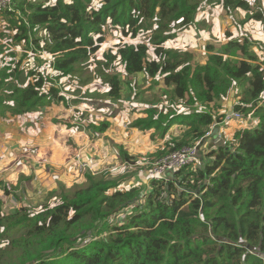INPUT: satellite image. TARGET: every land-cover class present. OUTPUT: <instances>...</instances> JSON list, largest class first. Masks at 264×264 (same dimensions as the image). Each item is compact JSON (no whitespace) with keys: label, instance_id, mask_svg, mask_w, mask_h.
Returning a JSON list of instances; mask_svg holds the SVG:
<instances>
[{"label":"trees","instance_id":"1","mask_svg":"<svg viewBox=\"0 0 264 264\" xmlns=\"http://www.w3.org/2000/svg\"><path fill=\"white\" fill-rule=\"evenodd\" d=\"M201 1L99 0L96 7L92 0L36 4L10 0L7 8L11 3L15 8L8 12L18 14L17 22L10 20L17 31L15 43L23 40L37 47L40 38L35 35L41 30L44 49L54 55L58 81L100 47L108 24L133 38L150 30L147 40L156 45V58L148 59L146 42L124 44L117 51L124 70L128 74L144 71L149 77L160 74L164 84L173 87L176 99L204 107L184 117L174 114L167 122L160 113L154 119V110L135 120L132 125L140 129L159 127L161 136L178 121L180 131L156 155L193 145L211 133L225 113L209 110L208 104H217L229 94L234 97L232 108L243 117L254 115L257 124L212 144L215 148L205 153L201 165L151 178L148 192L129 183L131 179L126 180L128 187L120 188L123 177L88 174L85 187L69 194L61 191L52 207L45 206L35 215L20 207L8 216L1 210L0 194V226L10 220L11 229L24 234L17 262L0 264H264V104L258 105L264 94V69L255 63L259 57L245 39H230L202 65L191 63L187 51L162 46L176 35L173 27L182 30L192 24L203 2L221 4L228 13L243 10L248 13L246 20L260 19L262 12H253L248 0ZM229 54L234 60L224 57ZM106 80L109 96L118 98L119 79ZM45 81L42 73L32 69L27 74L19 67L0 69V117L6 110L12 115L31 111L42 98H60L54 86L40 93ZM2 96L8 104L2 103ZM107 127L106 121L92 126L98 131ZM121 157L124 161L132 158L124 150ZM126 208L130 214L109 226L108 218ZM94 232L96 237H92ZM101 232L105 235L99 236Z\"/></svg>","mask_w":264,"mask_h":264},{"label":"rangeland","instance_id":"2","mask_svg":"<svg viewBox=\"0 0 264 264\" xmlns=\"http://www.w3.org/2000/svg\"><path fill=\"white\" fill-rule=\"evenodd\" d=\"M26 1L32 4L48 1L54 2V0ZM248 1L251 4V10L253 12L257 10H259V12L255 13H260V11L262 12V18L250 19L259 20L263 24L262 26L257 27L245 24L248 13H245L243 10L237 9V11H234V13L231 12L230 14H227L228 12L222 8L224 14L226 13L225 21L227 20V23H224V31H219L216 36L208 34V36L201 37L199 32L194 34V29L192 28L187 30L182 29L181 31L173 27V29L178 34L175 37L166 40L162 44L163 48L187 51L192 57L191 63H198L202 65L206 62L209 54L216 52L230 39H238L240 41L245 39L246 41L250 42L248 45L252 52V46H264V0ZM208 2L210 3V1ZM201 4L208 5L206 2ZM92 5H95L96 7L99 6V0H92ZM12 8H15V6L11 3L9 8H4L0 11V69L10 68L11 70H14L15 67H19L24 68L25 74L29 73L30 69L42 73L46 78V84L41 89L40 93H48L49 88L55 84L57 89H54V91L56 93L59 92L61 96L60 98L50 97V100L57 101V103H59L57 104L58 106H61L63 103L65 105V103L72 102L76 98L88 95V93L97 99L104 100L103 97H107L106 95L109 96V85L106 79L108 77L114 76L120 81L119 100L123 103L122 106L120 105L111 114L113 115V118L118 117V122L119 119H121L120 123L126 126L127 132H131L132 129L137 128V126L132 125L134 120L145 117L140 115L139 117L131 120L129 116H134V114L139 115L137 110L144 107L146 104H157L166 114H177L178 112L181 113V111L188 110V107L183 103H174V99L176 98L174 97L173 90L171 89L173 87H165L162 78H149V76H147L144 72L138 73L136 75H134L135 73L128 74L124 70L120 56L117 54L118 49L124 44H136L141 41L147 42L149 45L147 55L149 58L154 57V49L156 45L150 44L147 40L148 36L151 34L150 30H146L144 33H142L146 36L139 35L138 37L133 38L122 32L120 28L113 27L112 25L108 24L104 28L105 39L101 42L100 47L94 53H90L88 55V60L77 62L70 75L66 76L65 78L62 77L58 81L57 72L55 73L52 66L54 55H51L44 49V36L42 37L39 31L35 35V39L38 37L40 38L38 40L37 47L36 45H28L23 40L15 43L13 35H16L17 31L16 28L11 25L10 20L13 19L17 22L18 14L16 13L17 11L8 12V10ZM21 16L22 15L20 13V17ZM244 20L245 22H243ZM200 29L202 30L204 27L200 26ZM196 37L201 39L198 41ZM203 40H207V43H203ZM37 50H39L40 53ZM11 52L13 54H11ZM41 53H43V55ZM237 53L240 54L239 50H237ZM254 54L259 57V61H255V63L264 69V61L262 60L261 54ZM106 55H108V58ZM224 57L234 60V57L231 54L224 55ZM87 84L91 86L90 90L83 89V87ZM66 86L69 87L65 89ZM232 96L233 95L229 94L225 101L230 99ZM61 97L63 99H61ZM159 97H161V99H159ZM158 100H160V102ZM2 103L8 104V100L3 97ZM38 103L39 104L36 106L41 107L43 104L51 102L48 101L47 98H42L38 101ZM89 104L92 107L94 106L93 108L101 105L99 101H92L89 102ZM262 104H264V96L258 102V105ZM197 106L200 109V106ZM124 109L126 110L125 116ZM73 110L74 113L80 116V118L73 119V121L77 123H73L72 128L74 130L81 129L84 135L85 132H87L89 138L91 137V134L94 136V129L92 126H95V123L99 122L100 125L102 121H107L104 117H107L108 113H105L103 117L97 120L93 119V116L90 117L91 111L87 107L80 108L79 110H75L73 108ZM35 111L36 110L34 108L33 110L25 112L24 114L34 113ZM58 114L59 110L55 108L51 110L46 116L50 117V121L52 122V119L59 118L57 117ZM69 114H73L72 111H70ZM41 116L42 115H40V117ZM19 117L20 116L18 114L12 115L11 112L7 110L5 111L4 116L0 117V194H2V198L4 200L1 210L3 214H7V216L11 211L18 210L20 207L24 208L30 215H35L42 208L45 209V206L52 207L54 204L59 202L58 194L61 191L64 190L65 192H68L66 194H69L75 190L85 187L87 184L86 179L88 174L103 178L123 177L125 180L123 179L119 187L124 188L126 187L125 181L132 178V173H135L134 177L136 175L138 176L137 185L142 187L140 188L141 192H148V183L151 179V176H147V171L152 168V165L149 163L161 159L167 152H169L166 151L161 155H156L155 153L156 156H152L153 154H149L147 150H144L141 153H137L135 156H132L131 160L129 161H124V159H122V157L119 155V152L118 154L114 152L112 154L111 162L106 159V161L110 163L109 166L112 168L109 169V167H100L99 169H93L96 171L95 173H91L90 169L79 170L78 165L76 162H74V156L78 150L74 149L73 153L67 158L66 164H68L70 157L74 163H69L71 165L68 166V169L67 166H64L62 168V172H59L58 175L55 173V171H53L54 177L47 179L45 175L40 176L34 172V167L31 165L30 161L38 164H47V159L49 156L46 155H48L50 152L51 146H54L55 149H59L62 142H59L55 135L46 139L45 136L39 133V130L38 132H35L33 136L27 137L28 139L26 140V135H28L27 129L31 127L28 126L26 121L19 120ZM23 118H25V116H23ZM256 124L257 120L255 119L254 115L250 114L249 116L247 114L246 117H243L242 115L241 119L228 121L225 124V128L233 131L234 129L237 130L240 128H253ZM99 125L96 127H99ZM38 128H42L40 123H38ZM43 129L45 128L43 127ZM142 130L143 129H139L138 131L147 132ZM155 134L156 132H153L150 136ZM18 137H20L21 143L18 142ZM84 139L87 140V138ZM142 146L143 143L141 136H139L135 139L133 147L138 150ZM30 147L36 149L34 151V155H31V152L29 151ZM90 148L91 147H87V151H89ZM124 149L123 145L120 144L119 150ZM156 151L157 149H155L154 152ZM208 151L209 149H205V153ZM57 157L58 159L60 158V156ZM197 157L198 154L196 158ZM102 158H105V156H102ZM18 160H23L25 162ZM86 160L91 166H93L92 164L95 162L93 156H89ZM193 164L197 165L196 161ZM130 212L131 209L126 208L125 210L116 214V216L108 218L107 222L109 226L116 222L118 218L122 220V218H124L125 215L130 214ZM9 221L10 220H6V222L0 226V234L5 235L0 238V249L4 250V252L0 254L1 263L17 262L18 257L21 255V248H19V246L23 242L24 234L21 230H12ZM80 224L81 221L77 225ZM82 233L85 232H81V234ZM81 234H79V236ZM100 235L104 236L105 232H101L99 236ZM96 236L97 234L94 232L92 237ZM80 239L81 237L78 240Z\"/></svg>","mask_w":264,"mask_h":264},{"label":"crops","instance_id":"3","mask_svg":"<svg viewBox=\"0 0 264 264\" xmlns=\"http://www.w3.org/2000/svg\"><path fill=\"white\" fill-rule=\"evenodd\" d=\"M222 8L223 7L221 6V4L212 5L211 3H209L208 5H203L197 11V13L195 14V17H194V21L192 22V24H190L186 28V30L192 28V29H194V34H197V32H199L201 34V37L208 36V34H212L213 36H216L219 31L222 32L225 30V24L224 23H227V20L225 21L226 13L224 14V11H223L224 8L223 9ZM215 9H217V10H215ZM235 11H237V10H235ZM232 12L234 13V11H232ZM233 13H232V16H233ZM227 14H230V13H227ZM245 24H249V25L257 26V27L263 25L259 20H252V19L246 20ZM200 26L204 27V29L201 30ZM39 32H40V35L43 37V32L41 30ZM177 34L178 33H176V35ZM28 35L31 36L30 32H28ZM196 38L198 39V41L201 39L199 37H196ZM224 39H227V38H224ZM203 43H207V40H203ZM37 51H39V50H37ZM39 53H40V51H39ZM41 54L43 55V53H41ZM147 57H148V55H147ZM155 58H156L155 54H154L153 58L148 57V59H155ZM142 72H144V71H142ZM138 73H141V72H137L134 75H136ZM144 73H146V72H144ZM65 77L66 76H64L63 78H65ZM157 77H160L163 80V77L160 74H157L152 78H157ZM163 84H164V82H163ZM53 86L55 87V84ZM164 86L167 87L165 84H164ZM68 87L69 86H66L65 89H67ZM90 87L91 86L87 84L86 86L83 87V89L90 90ZM169 88H171V87H169ZM108 92H109V86H108ZM57 94H58V96L61 95L59 92ZM106 96L107 97H103L104 98V100H103V99H97V98L93 97L90 93H88V95H84L83 97L76 98L72 102L65 103V105L63 103V104H61V106L57 105V104H59V103H57V101L50 100V98H47V100L50 101L51 103H45L41 107H39V106L36 107L35 108L36 111L34 113L22 114L23 116H25V118H23V116L21 114H19V116H20L19 120L26 121L28 126L31 127L29 129H27L28 135H26V140L28 139L27 137L33 136L35 134V132H38V130H39L40 131L39 133H41L43 136H45L46 139L49 137H53L55 135L58 138V141L62 142L59 149H55L54 146H51L50 152L48 153V155H46V156H49L48 159L46 158L47 164H45V165L44 164H38V163H35L33 161H30L31 165L34 167L33 169H34L35 173H37L40 176L45 175L47 177V179L53 178L54 177L53 171H55V173L58 175L59 172H62V168L64 166H67V169H68V166L75 162V160L73 162L71 160V157H70L68 164H66L67 158L69 157V155H71L73 153L74 149L77 150L78 148H80L82 146H85V148L83 149V152H82V155L84 156L83 157L84 161L89 156L94 157L95 162L92 165L95 168L89 164L92 167V169H99L100 167H102V168L109 167V169L112 168L111 166H109L110 163L108 161H106V159H108L111 162L112 161V154L114 152H116L117 154L119 152V155L121 156L122 150H119L120 144L123 145V149L125 148L126 150L125 149L124 150L131 156H135L137 153H141L144 150H147L149 152V154H153L152 156H156L155 153L158 150L162 151V150L167 149V147H165L166 142L171 140V138L174 137V135H177L181 129V126L177 123L178 121L174 120V122H172V124L170 125L169 129L162 136L160 135V132H161L160 128L155 127V126L150 127V128H145L142 130V131H147V132H139L138 130L140 128H134L131 130V132H127L126 126L124 124L120 123L121 119H119V122H118L117 121L118 117L113 118V115L111 114L120 105L122 106L123 102H121L119 100L120 94H119L118 98H112L108 95H106ZM232 97H230V99H227L226 101L220 100L217 102L218 104L209 103L208 104L209 110H211L213 112H218V113H221L223 111H224V113L228 112L231 108L232 102H234V97L233 98ZM54 98H56V97H54ZM159 99H161V97H159ZM92 101H99L101 103V105L93 108L94 106L92 107L89 104V102H92ZM158 101L160 102V100H158ZM174 103H183L185 106L188 107V110L181 111V113L178 112L176 115V118L179 116L184 117V116L188 115V111L193 110L190 108H195L196 110H197V108L199 109V107L197 105H189L186 103V100H182V99H178V100L174 99ZM83 107H87L91 111L90 117L93 116V119H97V120H99L101 117H103L105 115V113H108V116L104 117V118H106V120H107L106 122L108 123L107 129L105 131L94 130V136L91 134L90 138L88 137L87 132H85V135H84V133H83V131H81V129L74 130L72 128L73 127L72 124L77 123V122H74L73 119H78V118H80V116H78L76 113H74L73 108L75 110H79L80 108H83ZM55 108H57L59 110V114L57 115V117H59V118L58 119H52L53 121L51 122L50 117H47L46 115H48V113ZM200 109L203 110V108L201 106H200ZM148 110H154V112H155L154 119H156L157 114L160 113L163 116L165 122H167L168 119L172 120V118L174 116V114H166L164 111H162V108L160 106H158L157 104L150 103V105L146 104L144 107L139 108L137 110L139 115L134 114V116L130 115L129 117L131 118V120L139 117L140 115H143V116H145L144 118H146ZM70 111H72L73 114H69ZM124 113H125L124 114V116H125L126 115L125 109H124ZM40 115H42V116L40 117ZM144 118H142V119H144ZM81 120H83V119H81ZM38 123H40L42 125L41 129L38 128ZM119 123H120V125H119ZM226 123L227 122H222V121L219 123H216V125H215L216 131L213 132V130H212L214 127V125H213L211 128V133L210 132L207 133V135L203 138L204 140L202 141V144H201L200 148L198 149V153H197L198 157L195 159L197 165H199V164L201 165L203 163V161H204L203 155L205 153V149L215 148V146H211V145L212 144H215V145L219 144L223 140L222 138L224 136L229 137L230 135H232L234 133L235 129L233 131H231L228 128H225ZM94 125L98 126L99 122L95 123ZM163 125H165V123H163ZM43 127L45 129H43ZM153 132H156V134L150 136ZM139 136H141L143 146L140 147L138 150H136L133 147V143H134L135 139L138 138ZM84 138H87V140H85ZM119 139H121V140H119ZM18 142L21 143L20 137H18ZM29 142H32V141H29ZM87 147H91L89 151H87ZM155 149H157L156 152H154ZM35 150L36 149L30 147L29 151L31 152V155H34ZM146 154H148V153H146ZM57 156H60V158L58 159ZM102 156H105V158H102ZM197 160H198V162H197ZM18 161L25 162L23 160H18ZM69 163H71V164H69ZM93 171L95 173L96 170H93ZM132 174H133L132 175L133 177L130 178L131 180L129 181V183L133 184V186H134V185L138 184L137 183V177L138 176L136 175L134 177L135 173H132ZM147 176H149L148 171H147ZM125 184H128V182L126 181ZM126 186L128 187V185H126ZM124 188H126V187H124Z\"/></svg>","mask_w":264,"mask_h":264},{"label":"built area","instance_id":"4","mask_svg":"<svg viewBox=\"0 0 264 264\" xmlns=\"http://www.w3.org/2000/svg\"><path fill=\"white\" fill-rule=\"evenodd\" d=\"M9 3L10 0H0V10L7 8ZM252 49L254 53L261 54L262 60L264 61V46L254 45L252 46ZM263 96L264 94L262 97ZM248 115L250 116V113ZM241 117L242 114L239 111L233 109L231 106L229 112H225L222 122L241 119ZM199 142L200 141H197L193 145L180 147L164 155L161 159L155 162H150L149 164L152 165V168L148 171V173L151 178H161L167 173L175 172L181 168H184L185 166L193 164L198 153L197 145ZM84 148L85 146H82L77 149L78 152L75 154L74 160L78 164L79 170L90 169L91 173H94L89 163L83 159L82 152Z\"/></svg>","mask_w":264,"mask_h":264},{"label":"water","instance_id":"5","mask_svg":"<svg viewBox=\"0 0 264 264\" xmlns=\"http://www.w3.org/2000/svg\"><path fill=\"white\" fill-rule=\"evenodd\" d=\"M228 112H229V111H228ZM212 130H213V132L216 131L215 125H214V127H213ZM203 140H204V139L200 140L199 144L197 145V148H198V149L200 148V146H201ZM172 173H173V172H172ZM249 249L251 250V249H253V248L249 247Z\"/></svg>","mask_w":264,"mask_h":264}]
</instances>
